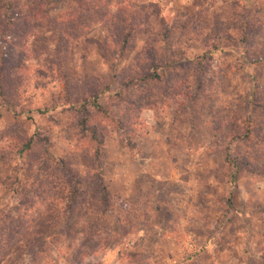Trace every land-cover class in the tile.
I'll use <instances>...</instances> for the list:
<instances>
[{"label": "clouds", "instance_id": "clouds-1", "mask_svg": "<svg viewBox=\"0 0 264 264\" xmlns=\"http://www.w3.org/2000/svg\"><path fill=\"white\" fill-rule=\"evenodd\" d=\"M0 264H264V0H0Z\"/></svg>", "mask_w": 264, "mask_h": 264}, {"label": "trees", "instance_id": "trees-1", "mask_svg": "<svg viewBox=\"0 0 264 264\" xmlns=\"http://www.w3.org/2000/svg\"><path fill=\"white\" fill-rule=\"evenodd\" d=\"M127 43V40L125 39V44ZM30 146V144L25 145V148H28Z\"/></svg>", "mask_w": 264, "mask_h": 264}, {"label": "rangeland", "instance_id": "rangeland-1", "mask_svg": "<svg viewBox=\"0 0 264 264\" xmlns=\"http://www.w3.org/2000/svg\"><path fill=\"white\" fill-rule=\"evenodd\" d=\"M127 40V39H126ZM31 147V145L28 147V148H30ZM25 149H27V148H25Z\"/></svg>", "mask_w": 264, "mask_h": 264}]
</instances>
